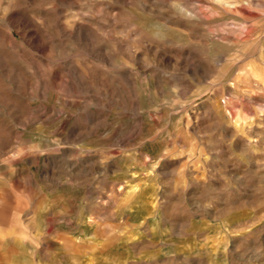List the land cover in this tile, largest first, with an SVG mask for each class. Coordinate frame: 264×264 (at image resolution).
<instances>
[{
	"label": "rangeland",
	"instance_id": "obj_1",
	"mask_svg": "<svg viewBox=\"0 0 264 264\" xmlns=\"http://www.w3.org/2000/svg\"><path fill=\"white\" fill-rule=\"evenodd\" d=\"M0 264H264V0H0Z\"/></svg>",
	"mask_w": 264,
	"mask_h": 264
}]
</instances>
